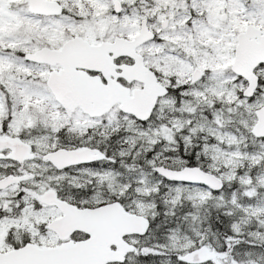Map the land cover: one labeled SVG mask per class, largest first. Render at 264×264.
<instances>
[{
    "label": "snow or ice",
    "instance_id": "snow-or-ice-1",
    "mask_svg": "<svg viewBox=\"0 0 264 264\" xmlns=\"http://www.w3.org/2000/svg\"><path fill=\"white\" fill-rule=\"evenodd\" d=\"M0 264H264V0H0Z\"/></svg>",
    "mask_w": 264,
    "mask_h": 264
}]
</instances>
